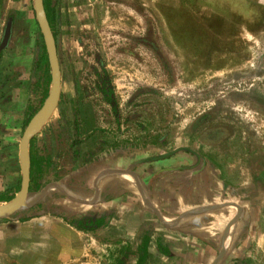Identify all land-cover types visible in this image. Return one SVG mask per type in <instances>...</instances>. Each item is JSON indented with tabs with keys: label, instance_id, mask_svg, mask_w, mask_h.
I'll list each match as a JSON object with an SVG mask.
<instances>
[{
	"label": "rangeland",
	"instance_id": "1",
	"mask_svg": "<svg viewBox=\"0 0 264 264\" xmlns=\"http://www.w3.org/2000/svg\"><path fill=\"white\" fill-rule=\"evenodd\" d=\"M53 7L59 95L32 142L56 175L71 173L70 185H41L27 202L43 191L42 202L50 196L61 209L94 210L97 181L101 189L112 179L118 191L125 186L120 171L132 165L129 158L99 159L114 144L146 143L158 155L179 151L149 163L138 160L131 172L145 181L149 169L178 167L170 172L173 186L183 178L177 171L194 158L233 192L246 191L253 242L239 264H264V0H53ZM8 19L9 38L0 51V193L13 195L24 110L27 103L38 106L42 75L32 0H0V39ZM185 149L192 154L180 152ZM103 167L114 174L102 175ZM89 168L78 184L75 172ZM144 189L137 184L125 193L122 202L131 212L115 219L108 229L113 237L138 242L139 227L129 237L122 228L133 213L146 219L139 226H152L147 264H187L186 254L207 249L193 228L198 221L182 210L192 206L188 197ZM23 236L32 237V259H9L6 248ZM157 239L173 255L157 254ZM218 239L212 242L216 250ZM122 246L100 244L48 214L26 223L0 220V264H114ZM219 249L216 256L224 254Z\"/></svg>",
	"mask_w": 264,
	"mask_h": 264
},
{
	"label": "crops",
	"instance_id": "2",
	"mask_svg": "<svg viewBox=\"0 0 264 264\" xmlns=\"http://www.w3.org/2000/svg\"><path fill=\"white\" fill-rule=\"evenodd\" d=\"M102 156L107 158L105 153L102 154ZM112 157L110 156L108 158ZM104 165L105 164L103 163L102 166ZM129 168L123 171L124 173H121L122 177L120 180L122 183H124L125 186H120V188L122 189H119L118 191V186L116 185V182L111 181L112 179H107V182L102 185L101 189H98L101 181L96 180L97 184L92 194L93 199L97 198L98 200L96 201V203H92L95 204V208L91 211L98 214H102L108 211L113 212V217L110 219L108 225L109 229L112 228L111 226H114V224H116L115 219L119 218V214L121 212L127 214L131 212L129 210V207H126V203H123L122 200H124L127 196L125 194L126 192H132L133 188L137 186V184H140L143 187L144 191L145 187H147V189L151 188L150 193L152 192L156 195H159V193L164 194L166 192L168 196L176 195L178 198L186 196L188 197L187 200H190L192 206L182 210H187V212L190 213L189 216L194 218L193 221H198V226L193 227L195 229H199L196 233L199 236L198 242H207L208 246L207 249L201 248L197 251L194 250V252H197L195 255L192 253L186 254L187 264H209L215 258L216 254L220 251L219 248H221L224 252L220 260L221 264H239L241 260L247 257L249 253L247 248L250 243L253 242V239L250 232L251 227L248 223L250 217V204H248L249 194L246 191L240 190L239 192H233V190H231L226 185V183L222 184L221 179L216 180L215 174L211 173L209 170H205L202 163L194 158H192V161H189V163L186 165V170L182 169V171H177V176H179L180 172V176H183V178L176 179L174 182L176 185L173 183V186L168 184L171 181V179L169 178L170 172L177 170L178 167L174 168V166H170L167 169H165L164 167L149 169V171L144 172L143 176L145 181L138 180L136 174L132 173ZM53 171L55 170L53 169ZM100 172L102 175L108 176L109 174H114L115 170L110 169L109 167H103ZM131 174H133L134 176H132ZM134 177H136V179ZM117 183H120V181ZM137 189L139 190V188ZM105 197L106 199H108L105 200ZM41 200L42 199H39L38 201L41 202L44 208L41 216L38 218L29 219L21 223H26L32 220L43 218L44 215L47 214V208L50 205H60V203H57L58 198L50 199V196H47L43 199V201L45 200V202H42ZM175 207L176 206L170 208V212L171 214L177 215L180 211L176 212L177 209H175ZM64 208L65 207H63V209ZM64 210L74 213L86 212L73 211L68 208H65ZM141 217L142 216H139V219H137V216L133 213H130L126 216V220L122 224L124 232L128 233L125 234L126 237L133 235L139 227V223L143 220H146L143 217L141 219ZM181 218L182 217H177L176 219ZM54 219H57L58 222H61L62 226H65L70 230L73 229L63 223L62 220L55 217ZM174 222L178 221L176 220ZM58 229L63 228L60 227ZM216 236H219L217 250L212 244V242H214L213 239H215ZM164 237L165 242L171 243V237ZM15 239L18 242H14L13 247L6 248V252L8 254L7 257L13 260L26 259L29 261L30 259H32V237L23 236L22 238L17 237ZM204 239H208V241H205ZM174 240L176 242V239ZM24 245L28 248L23 253ZM170 255L173 254L170 253Z\"/></svg>",
	"mask_w": 264,
	"mask_h": 264
},
{
	"label": "trees",
	"instance_id": "3",
	"mask_svg": "<svg viewBox=\"0 0 264 264\" xmlns=\"http://www.w3.org/2000/svg\"><path fill=\"white\" fill-rule=\"evenodd\" d=\"M42 8L45 14V18L52 34V37L55 41V31H54V7L53 0H42ZM39 35V47H38V58H37V69L42 75L41 84H40V99L38 101V106L34 108L30 103H27L24 110V121L23 127H25L31 118L40 110L43 101L48 96L49 89V67L47 64L46 53L44 50V45L41 40V35ZM105 81V94L107 99H112L111 96V87ZM147 90L145 89V92ZM140 92V91H139ZM33 136L29 139L27 144V161H28V189H27V197L38 192L41 185H45L47 183H55L60 184L61 180H65L64 184L70 185L71 173L66 172L65 176L56 175L55 171H53V165L50 162L47 156H37L35 155L34 145H33ZM179 152V151H178ZM175 152V153H178ZM180 152L191 155L192 153L188 150H182ZM173 153V154H175ZM106 154V157H112L114 159L124 158L131 159L132 165L130 166V171L133 170V165L136 161L140 160L143 163H149L155 160H151L154 157L158 156L157 149L150 144H114ZM113 154V155H111ZM171 154V155H173ZM171 155L167 156L170 157ZM164 157V158H167ZM105 157H99L100 160H103ZM162 158V159H164ZM99 159L96 157L95 163L98 164ZM160 160V159H158ZM127 161V160H126ZM141 162V163H142ZM169 168V167H168ZM93 171L92 168L89 169H79L75 173L77 183L81 184L84 182L85 178H82L85 174H88ZM87 175V176H88ZM44 176V178H43ZM74 177V176H73ZM138 180L140 178L136 176ZM82 178V179H81ZM42 179H44L42 181ZM19 180L20 176H18L14 188V194L19 189ZM72 184V183H71ZM63 186V185H62ZM9 190L0 193V203L4 204L13 199V195L9 194ZM105 200L106 197L104 198ZM44 208L41 202H37L30 206L27 209L19 210L12 213L10 216L5 218V220H15L19 222H24L32 218H38L41 216ZM47 214L52 217L58 218L62 220L63 223L73 228L75 231L88 233L90 234L98 243L106 245V244H114L118 245L119 243H123V246L118 252V256L115 259L114 264H128L132 261V264H147L150 258L149 247L151 244V230L152 226L150 222H143L136 233V240L138 241L135 245L131 244L129 241H125L116 237H113L108 229L109 221L113 217V212L108 211L102 214L95 213L93 211H86L83 213H74L71 211H65L59 208L56 205H50L47 208ZM3 220V219H0ZM154 249L157 254L162 255L164 257H169L170 253L166 244H163L158 239L154 241Z\"/></svg>",
	"mask_w": 264,
	"mask_h": 264
},
{
	"label": "water",
	"instance_id": "4",
	"mask_svg": "<svg viewBox=\"0 0 264 264\" xmlns=\"http://www.w3.org/2000/svg\"><path fill=\"white\" fill-rule=\"evenodd\" d=\"M32 9L34 20L36 25L39 29L42 42L44 45V50L46 53L47 64L49 67V89H48V96L46 100L49 99L48 104L43 106L28 122L25 126L20 139L18 141V152H17V159L19 165V189L15 194V197L0 206V219H5L10 216L12 213L27 209L33 204L37 203L41 196L43 195V191H40L35 196H33L30 201L27 202V189H28V161H27V144L29 139L32 135L36 132L37 128L41 124V122L47 118V116L53 111L56 106L58 95H59V81H60V73L59 67L57 62L56 50L54 39L48 27L45 14L42 8V0H32ZM10 23L11 20L8 19L5 23L2 36L0 39V51L5 47L7 44L9 33H10ZM175 151H171L168 153H164L158 155L157 157L152 158L151 160H158L164 157H167L174 153ZM120 173H124L120 171ZM134 176L133 174H131ZM136 179V177H134ZM54 185V184H53ZM27 202V203H26ZM7 204V205H5ZM5 205V206H4ZM154 213L157 212L154 210ZM223 253H219L216 258L212 261V264H216L218 261L221 260Z\"/></svg>",
	"mask_w": 264,
	"mask_h": 264
},
{
	"label": "bare ground",
	"instance_id": "5",
	"mask_svg": "<svg viewBox=\"0 0 264 264\" xmlns=\"http://www.w3.org/2000/svg\"><path fill=\"white\" fill-rule=\"evenodd\" d=\"M48 102H49V99L47 100V103L45 104V106L48 104ZM5 205H7V204H5ZM5 205H4V206H5Z\"/></svg>",
	"mask_w": 264,
	"mask_h": 264
}]
</instances>
